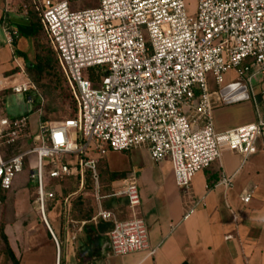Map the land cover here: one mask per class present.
<instances>
[{
    "label": "built area",
    "instance_id": "built-area-1",
    "mask_svg": "<svg viewBox=\"0 0 264 264\" xmlns=\"http://www.w3.org/2000/svg\"><path fill=\"white\" fill-rule=\"evenodd\" d=\"M34 4L77 113L41 121L40 145L7 159L0 152V185L10 189L32 154L36 202L52 232L46 213L58 196L54 182L75 176L82 189L89 173L96 185L97 215L113 224L112 254H153L134 179L107 195L125 196L130 218L121 220L101 207L105 196L99 193V159L110 151L147 148L153 161L168 159L176 184L188 187L198 172L221 159L224 149L254 153L257 139L264 138V120L216 131L207 74L221 84L230 70L239 77L252 69L264 73V0H197L194 14L185 0H98L82 10L71 9L67 0ZM7 42L13 44L9 32ZM89 69L98 76L95 82ZM25 77L11 91L43 103L36 85ZM31 135L26 116L0 117V144ZM219 183L229 187L232 178L223 175ZM71 196L64 197L69 208ZM242 199L248 203L251 194Z\"/></svg>",
    "mask_w": 264,
    "mask_h": 264
},
{
    "label": "crops",
    "instance_id": "crops-1",
    "mask_svg": "<svg viewBox=\"0 0 264 264\" xmlns=\"http://www.w3.org/2000/svg\"><path fill=\"white\" fill-rule=\"evenodd\" d=\"M12 10L0 0V18L4 17L0 23L2 92L25 82V65L34 61L28 19L10 13ZM8 32L15 44H8ZM211 82L216 131L264 120V73L252 69L245 77H239L236 70H231L221 85ZM232 85H246L249 97L226 101L222 90ZM26 102L32 103L27 98ZM14 116L23 114L10 117ZM25 116L32 134V123ZM123 152H128V160L121 167H112L105 157L110 171L125 172L126 177L113 182L108 192L102 193L99 188L100 195L105 196L100 205L121 220L130 218L126 197L107 195L134 179L141 197L139 214L146 222L149 247L154 253L145 250L112 254L109 232L113 224L97 215L99 203L91 218L81 219L72 213L71 199V207L65 205L63 212L56 213L53 207L46 213L59 248L41 218L27 226L18 225L19 230H11L6 224L5 232L20 264H264V138L257 139L256 151L246 156L224 149L221 159L198 172L188 187L176 184L168 159L153 161L147 148ZM223 175L232 178L231 186L219 183ZM54 185L59 192V182ZM246 194H251L248 203L242 199ZM123 200L126 211L116 212L115 205Z\"/></svg>",
    "mask_w": 264,
    "mask_h": 264
},
{
    "label": "rangeland",
    "instance_id": "rangeland-1",
    "mask_svg": "<svg viewBox=\"0 0 264 264\" xmlns=\"http://www.w3.org/2000/svg\"><path fill=\"white\" fill-rule=\"evenodd\" d=\"M29 1L34 4V1L38 0H4L5 4L13 9L10 13H16L19 17L27 18L26 16V9H27V2ZM71 9H87L93 8L97 5L98 0H67ZM186 7L190 14H194L196 10L197 0H185ZM145 40H148V36L144 34ZM32 41H30V44ZM231 71V70H230ZM227 74V73H226ZM224 74V77L225 75ZM215 81V78L211 73L207 74V83L208 88L211 93L210 85L213 83L211 81ZM216 83V81H215ZM217 84V83H216ZM222 84V83H221ZM217 84V85H221ZM69 85V84H68ZM70 88V86H69ZM40 95L43 97V103H40L39 100H35V102L27 103L24 94L21 93H12L11 90H4L2 92V99H0V117L6 115H27L32 123V135L30 137L22 138L15 142L11 147L10 144H3L1 155L4 158H9L11 155L19 152H23L26 150L31 149L33 146L41 144V133L39 124L41 120V112L43 105L45 103V97L42 91L38 88ZM71 91V88H70ZM73 95V94H72ZM74 98V97H73ZM75 100V99H74ZM212 100V97H211ZM5 102V104H4ZM76 102V101H75ZM77 105V104H76ZM25 114V115H24ZM17 117V116H14ZM59 118L56 116L48 118L46 121H58ZM29 122V120H28ZM128 152H112L110 151L106 157L112 167H121L126 165L128 160ZM29 159L32 161L33 156L30 154V157L26 159V163L24 166L23 171L19 172L12 185L11 194L8 195L6 201L0 203V225L1 224H9L11 226V230L17 228L19 230L20 224L27 226L32 221L36 219H42V214L39 213L38 205L36 202V189L31 178V171L33 169V164L29 163ZM35 165V163H34ZM86 182L85 186L81 189L80 185L76 184L75 190L71 192L72 195V205L73 199L76 198L78 195H82L85 198L93 199L95 205L97 206V200L95 198V183L94 181ZM58 183V181L54 182ZM91 185L88 188V185ZM100 191L108 192L109 189H105L102 187L99 181ZM58 193V192H57ZM59 194V193H58ZM58 202L55 203L51 207H54L56 213H60L64 211L65 203H64V196L59 195L57 197ZM123 199V198H122ZM116 208V212L119 211H126V204L125 200L121 201ZM43 220V219H42ZM0 264H12L10 258L5 252L4 244L0 238Z\"/></svg>",
    "mask_w": 264,
    "mask_h": 264
},
{
    "label": "trees",
    "instance_id": "trees-1",
    "mask_svg": "<svg viewBox=\"0 0 264 264\" xmlns=\"http://www.w3.org/2000/svg\"><path fill=\"white\" fill-rule=\"evenodd\" d=\"M26 2V16L29 22L30 36L34 48V61L26 63L25 72L31 81L36 85V87L42 91L45 97V103L41 112V120L42 122H45L48 118L53 116H56L59 118V120L74 118L77 113V105L59 64L56 52L53 49L41 24L40 16L35 5L29 1ZM3 18L4 17L1 16L0 23L3 22ZM13 44H15L14 37ZM15 53L24 56L20 51H16ZM89 73V78L91 80L94 82L98 80V76L93 72L92 69H89ZM0 99H2V93L0 95ZM3 144L7 145L4 140L1 141L0 152L2 151ZM13 144H10L9 147H11ZM98 170L100 184H102V187L105 189H109L113 182L126 177L125 172L110 171L108 169L105 157L99 159ZM89 180L93 181L90 174L88 173V183H90ZM76 184H79L78 177H63L62 180L59 181L60 191L57 195H62L64 197L68 196L72 191L75 190ZM90 187L91 185L89 184L88 188ZM11 189L12 188L4 189L0 185V203L6 201L8 195L11 194ZM55 203V201L50 202L48 209H51ZM115 207H117V204ZM95 209L96 205L93 199L85 198L82 195H78L73 199L72 213H77L81 219L91 218L92 213L95 212ZM5 226L6 223L0 225V238L4 244L5 252L10 258L12 264H20L19 259L10 245L8 236L5 232Z\"/></svg>",
    "mask_w": 264,
    "mask_h": 264
},
{
    "label": "water",
    "instance_id": "water-1",
    "mask_svg": "<svg viewBox=\"0 0 264 264\" xmlns=\"http://www.w3.org/2000/svg\"><path fill=\"white\" fill-rule=\"evenodd\" d=\"M222 95L226 101H236L241 99H247L249 97L247 93L246 85H232L222 90Z\"/></svg>",
    "mask_w": 264,
    "mask_h": 264
}]
</instances>
